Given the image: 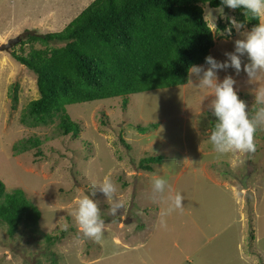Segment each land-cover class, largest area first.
<instances>
[{
    "label": "rangeland",
    "instance_id": "rangeland-1",
    "mask_svg": "<svg viewBox=\"0 0 264 264\" xmlns=\"http://www.w3.org/2000/svg\"><path fill=\"white\" fill-rule=\"evenodd\" d=\"M91 1L0 0V44L20 36L0 50V180L6 190L22 188L40 211L36 224L21 220L12 237L0 219V264H264V125L254 135L255 151L216 153L208 139L216 119L210 110L213 91L198 87L190 73L185 84L131 93L125 107L120 96L66 104L80 126L75 138L61 134L59 112L46 122L23 115L39 96L36 76L12 53L44 47L21 45L25 31L61 30ZM201 5L204 17L211 12L217 24L218 7ZM224 12L235 17L234 9L225 6ZM205 19L212 32L222 31L210 16ZM213 36L210 55L219 61L242 38L236 30L231 37ZM226 75H233L239 98L245 97L254 116L264 72L251 80L232 68L218 72L220 80ZM136 125L149 127L140 132ZM28 138L39 145L20 149ZM159 154L164 161L151 171L137 166L140 158ZM108 174L124 208L113 216L112 201L97 188L92 198L105 221L97 242L83 237L73 213L76 199ZM244 175L247 187L241 184ZM153 176L168 181L155 199ZM178 192L183 207L161 217ZM62 232L58 240L45 239Z\"/></svg>",
    "mask_w": 264,
    "mask_h": 264
},
{
    "label": "trees",
    "instance_id": "trees-1",
    "mask_svg": "<svg viewBox=\"0 0 264 264\" xmlns=\"http://www.w3.org/2000/svg\"><path fill=\"white\" fill-rule=\"evenodd\" d=\"M203 3L220 6V0H92L61 30H26L21 45L39 42L44 47L12 53L36 76L39 96L29 101L23 115L46 122L59 112L61 134L75 138L80 126L66 113V104L120 96L125 107L131 93L185 84L188 69L205 64L214 43ZM234 14L248 28L259 23L246 19L241 9ZM216 27L223 31L226 25L219 19ZM240 99L246 100L243 95ZM148 127L136 125L140 132ZM38 145L32 138L19 142L23 150ZM164 158L144 156L137 166L151 171ZM39 217L22 188L6 190L0 180V219L10 237L21 220L36 224ZM63 235L45 234V239L53 242Z\"/></svg>",
    "mask_w": 264,
    "mask_h": 264
},
{
    "label": "clouds",
    "instance_id": "clouds-1",
    "mask_svg": "<svg viewBox=\"0 0 264 264\" xmlns=\"http://www.w3.org/2000/svg\"><path fill=\"white\" fill-rule=\"evenodd\" d=\"M225 6L234 10L241 9L246 19L251 17L257 19L259 23L252 26L250 30H246L244 22L224 12ZM216 11L220 14V19L226 21V27L223 31L213 30V32L220 36L231 37L235 29L242 38L235 40L233 52H225V60L219 61L212 55H208L205 57L207 68L203 65H192L188 69L191 74L190 80L194 76L198 80L196 84L198 87L213 91L214 98L211 101L210 110L216 119L208 137L213 150L218 154L253 152L255 151L254 135L258 126L264 125V89L256 92L255 102L260 107L257 108L254 116H250L248 106L239 98L234 87L237 82L233 75H226L220 80L218 72L232 68L235 70V75L243 71L250 80L256 78L258 73L264 72V0H220V6ZM207 16L211 17L217 29L214 22L216 17L211 12H208L205 18ZM242 57H246L248 62L242 64ZM166 187H168L166 178L153 176L154 199L155 194L164 193ZM97 188L112 201L109 211L113 216L119 209L124 208V204L116 196L117 185L110 174L105 175L99 185H93L89 194L76 199V209L73 214L79 231L83 237L100 242L104 233L105 221L101 217L98 202L92 198ZM169 199V207L161 210V217L174 209L183 207L184 197L181 193L178 192ZM161 223L163 224V220ZM63 227L66 230L68 225L65 224Z\"/></svg>",
    "mask_w": 264,
    "mask_h": 264
},
{
    "label": "water",
    "instance_id": "water-1",
    "mask_svg": "<svg viewBox=\"0 0 264 264\" xmlns=\"http://www.w3.org/2000/svg\"><path fill=\"white\" fill-rule=\"evenodd\" d=\"M20 41V36H14V37H10L7 39L6 42L4 43H1L0 44V50H4V49H8L10 48L11 46L15 45L16 43H18ZM241 184L244 186V187H247V183H246V175H244L241 179Z\"/></svg>",
    "mask_w": 264,
    "mask_h": 264
}]
</instances>
